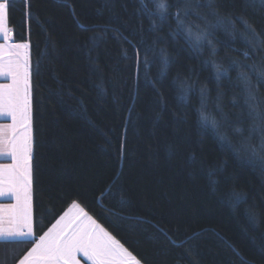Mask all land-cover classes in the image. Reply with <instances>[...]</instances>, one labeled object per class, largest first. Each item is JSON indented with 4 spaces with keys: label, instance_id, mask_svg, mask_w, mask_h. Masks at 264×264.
Segmentation results:
<instances>
[{
    "label": "trees",
    "instance_id": "1",
    "mask_svg": "<svg viewBox=\"0 0 264 264\" xmlns=\"http://www.w3.org/2000/svg\"><path fill=\"white\" fill-rule=\"evenodd\" d=\"M11 3L9 25L14 40L31 44L33 125L41 142L34 153V190L39 194L41 227L47 230L72 199L83 196L91 205L87 209L90 214L144 264H194L193 257L185 253L188 246L195 248L198 264H244L245 260L264 264V241L260 238L264 232V177L258 167L225 154L211 129L199 128L195 111L200 105L198 89L190 93L186 106L178 99L174 83L177 74L187 76L191 69L200 83L207 84L210 101H214V73L211 66L203 64L207 52L197 56L182 38L174 40L168 26H164L159 35L167 44L161 46L168 48L175 61L162 82L157 83L165 98L161 104L151 82L158 79L160 65L156 57L150 55V61L156 62L149 63L150 79H145L132 58V47L109 33L92 50L90 60L85 39L91 33L83 31L74 18L81 23L108 19L111 13L105 7L106 0H30V17L26 15L25 0ZM140 7L139 0H114L112 9L128 21L120 31L134 43L139 39L140 24L135 9ZM150 24L145 16L143 28L149 40L153 35ZM217 35L220 40L228 39L223 31ZM232 43L244 46L239 38ZM217 50V60L225 65L230 56L242 55L222 44ZM230 77L231 82L222 77L227 93L224 111L234 122L241 109L232 107V96H239L240 88L234 70ZM209 107H213L211 102ZM193 153L211 165L227 161L218 191H213L200 165L189 163ZM117 176L131 197V207L122 209L118 197L94 202L96 189ZM232 184L247 193L246 204L234 208L228 202ZM251 205L261 213L259 229L248 223L245 210ZM113 211L143 219L106 222ZM153 223L164 228L180 225L178 234L169 235L177 244L187 243L183 247L173 245L156 232ZM193 233L199 236L189 240ZM154 235L160 238L154 239ZM230 244L240 256L234 254ZM11 247L18 256L27 246L0 242V259Z\"/></svg>",
    "mask_w": 264,
    "mask_h": 264
},
{
    "label": "snow or ice",
    "instance_id": "2",
    "mask_svg": "<svg viewBox=\"0 0 264 264\" xmlns=\"http://www.w3.org/2000/svg\"><path fill=\"white\" fill-rule=\"evenodd\" d=\"M140 8L135 13L140 18L137 29L139 36L135 43L120 31L127 25L121 15L113 11L114 0H106L105 7L111 13L103 21H85L76 23L86 32L91 33L85 39L89 57L91 52L109 33L117 39L127 41L133 49V59L139 72L145 79H150L148 72L150 55L159 61L158 79L152 85L159 102H165L164 94L157 87L158 82L175 61L169 53L167 40L159 32L168 26L170 36L175 40L182 38L187 48L197 56L207 52L203 60L205 66H211L216 81V96L210 101L206 83H200L194 70L187 76L177 74L174 81L178 99L188 104L189 95L199 91L200 105L195 109L197 124L203 130L211 129L225 154L230 153L237 161L257 168L264 177V0H139ZM26 15H31L30 0H25ZM12 10L11 0H0V118H10V123L0 124V157H9L10 163L0 164V197H11L14 203L0 204V242L8 246L26 245L20 254L15 255V248H9L8 255L0 259V264H144L121 239H118L104 223L87 210L91 207L86 198L78 196L71 200L67 209L54 218V222L44 230L38 222L39 194L34 190V153L41 143L35 135L33 125V65L29 41L15 42L9 26ZM151 21V40L145 35L143 18ZM223 31L228 39L220 40L217 32ZM239 38L243 47L233 46ZM49 42L55 48L51 37ZM218 44H222L233 53L242 55L230 56L225 65L217 60ZM127 57V50H125ZM236 72V86L239 96H232V107L241 109L236 121L228 119L224 111V98L227 93L222 87V77L231 82L230 71ZM40 73V62L35 69ZM38 88V85H37ZM210 102L213 107H209ZM179 116V113H174ZM246 114V115H245ZM159 115V113L157 114ZM219 116V118H217ZM123 157V145H121ZM193 166L200 165L205 171L208 183L213 191L221 185L220 177L226 172L227 161L211 165L206 159H197L193 153L189 158ZM43 192V189H40ZM118 197L122 209L131 207V197L124 189L120 178L113 177L96 189L94 202L101 199ZM228 202L232 207L247 203V193L232 184L228 190ZM248 223L259 229L261 213L255 205L245 210ZM106 222L116 223L119 220L142 221L136 215H124L123 211L110 212ZM151 223V221H149ZM156 232L170 240L173 245L183 247L187 241L179 244L169 235L178 234L181 226L164 228L153 223ZM39 233V234H38ZM160 236L154 235V239ZM193 233L188 239L198 237ZM255 238V237H254ZM264 241V232L260 233ZM235 255L240 252L231 245ZM185 253L195 261V248L188 246ZM83 258V259H82ZM244 264H251L245 260Z\"/></svg>",
    "mask_w": 264,
    "mask_h": 264
},
{
    "label": "crops",
    "instance_id": "3",
    "mask_svg": "<svg viewBox=\"0 0 264 264\" xmlns=\"http://www.w3.org/2000/svg\"><path fill=\"white\" fill-rule=\"evenodd\" d=\"M2 42H3V40L0 39V43H2ZM15 42H17V41H15ZM30 55H31V49H30ZM7 82L8 81H6V80L0 79V83H7ZM10 122H11L10 118H8V117L0 118V124L10 123ZM10 162H11V160L9 157H0V164L10 163ZM14 202H15L14 199L11 197H7V196L6 197H0V204H7V203H14ZM87 264H91V262H87Z\"/></svg>",
    "mask_w": 264,
    "mask_h": 264
}]
</instances>
